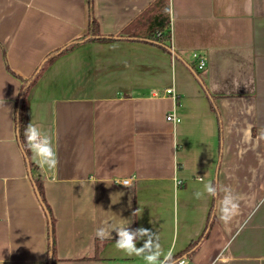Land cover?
<instances>
[{
  "label": "crops",
  "instance_id": "obj_1",
  "mask_svg": "<svg viewBox=\"0 0 264 264\" xmlns=\"http://www.w3.org/2000/svg\"><path fill=\"white\" fill-rule=\"evenodd\" d=\"M154 1L0 0V264H146L115 247L114 230L96 235L120 218L177 260L264 264V0H170L168 50L123 35ZM91 14L110 39L41 70L92 37ZM39 72L27 118L52 140L54 169L19 137ZM208 182L239 198L230 231L219 197L195 196Z\"/></svg>",
  "mask_w": 264,
  "mask_h": 264
},
{
  "label": "clouds",
  "instance_id": "obj_2",
  "mask_svg": "<svg viewBox=\"0 0 264 264\" xmlns=\"http://www.w3.org/2000/svg\"><path fill=\"white\" fill-rule=\"evenodd\" d=\"M167 11V10H166ZM28 149L32 153L33 160L41 168L54 169L59 163L58 155L53 148L52 140L46 133H42L40 128L29 123L24 132ZM264 138V133H262ZM121 184L132 187L131 180H124ZM223 193L221 196L220 193ZM207 193L211 197H219L218 209L219 219L230 231V225L240 214L239 198L232 192L229 186H224L221 190L219 186L208 182L204 185V192H196L197 199ZM130 221L120 218L119 222L108 223L104 227L96 230V235L102 239L112 238L111 232L114 230L118 239L115 247L128 256L142 257L146 264H187L186 258L174 259V253L170 249L166 253L161 249L159 237L145 228L131 230L128 225ZM138 241H143L141 246H137Z\"/></svg>",
  "mask_w": 264,
  "mask_h": 264
},
{
  "label": "trees",
  "instance_id": "obj_3",
  "mask_svg": "<svg viewBox=\"0 0 264 264\" xmlns=\"http://www.w3.org/2000/svg\"><path fill=\"white\" fill-rule=\"evenodd\" d=\"M92 1V0H91ZM167 10V11H166ZM147 19L146 23L143 25L135 24L134 26H131L129 28H125V32L123 33L124 36H128L130 38L134 39H140L143 41H147L150 43L157 44L165 49H171V40H172V30H171V15H170V0H155L146 10ZM141 24V22H140ZM89 34L92 35V37L89 38L88 35L83 37L82 39L75 40L65 46L64 48L52 53L49 55L43 64L42 69H45V67L52 63L57 57L60 55L67 53L71 50H73L78 44H80L83 40L85 41H92V40H98V39H110V36H104L102 35L100 31V25L97 21V19L94 17V15L91 14L90 19V32ZM40 72L34 76V78L28 82V86L25 89L24 96L22 98V103L20 105L19 110V137L21 140V143L23 145V148L28 154V146L26 143V138L24 135L25 128L28 125V118H27V105H26V95L27 91H29V87L37 80L39 77ZM30 159V158H29ZM30 166L34 168H37V166L29 162ZM37 183V189L39 190L40 196L45 202L44 197V190L43 185L40 181V179L35 180ZM52 231H53V243H52V249H54L55 244V236H54V221L52 220ZM198 244V241L193 242L190 244L189 247H193ZM55 257L53 256V263L55 261ZM182 259V258H180ZM179 259V260H180Z\"/></svg>",
  "mask_w": 264,
  "mask_h": 264
},
{
  "label": "built area",
  "instance_id": "obj_4",
  "mask_svg": "<svg viewBox=\"0 0 264 264\" xmlns=\"http://www.w3.org/2000/svg\"><path fill=\"white\" fill-rule=\"evenodd\" d=\"M194 57H195V59L197 60V63H198V69L199 70H204L205 68H206V66H207V60L203 57V56H201L200 55V53L199 52H195L194 53ZM167 93H172V94H175V91H174V88H168L167 89ZM167 119L168 120H171V121H179V118L178 117H176L174 114H169L168 116H167ZM127 180H131V179H129V178H126ZM126 179H123V180H121V183L124 181V180H126ZM186 261H187V264H190V262L186 259Z\"/></svg>",
  "mask_w": 264,
  "mask_h": 264
}]
</instances>
